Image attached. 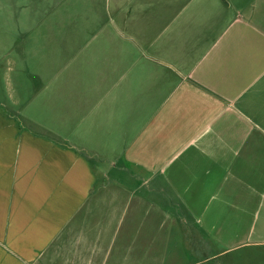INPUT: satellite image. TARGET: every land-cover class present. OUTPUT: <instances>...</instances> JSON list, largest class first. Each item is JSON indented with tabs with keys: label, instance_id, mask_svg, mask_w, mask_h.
Here are the masks:
<instances>
[{
	"label": "crops",
	"instance_id": "obj_1",
	"mask_svg": "<svg viewBox=\"0 0 264 264\" xmlns=\"http://www.w3.org/2000/svg\"><path fill=\"white\" fill-rule=\"evenodd\" d=\"M10 1L0 264L264 245V0Z\"/></svg>",
	"mask_w": 264,
	"mask_h": 264
},
{
	"label": "rangeland",
	"instance_id": "obj_2",
	"mask_svg": "<svg viewBox=\"0 0 264 264\" xmlns=\"http://www.w3.org/2000/svg\"><path fill=\"white\" fill-rule=\"evenodd\" d=\"M18 4L19 5H17V7L20 6L21 4L24 5V1L21 0ZM14 10H15L14 1L0 0V28L13 27L11 24V19L6 17L4 13L9 14ZM5 41H9V39L6 38ZM211 239H209V241L207 242L209 247L208 250L203 251L204 252L203 256H198V258H196L199 261L203 260V262L200 264H264V245L260 244L257 241V239H255V242H253L256 244L246 245L237 249H231L224 253L222 252L223 250L218 244V242H214ZM228 243L230 245H233L235 241L231 240L229 242H226V244Z\"/></svg>",
	"mask_w": 264,
	"mask_h": 264
}]
</instances>
